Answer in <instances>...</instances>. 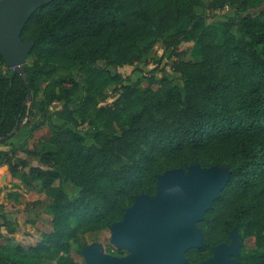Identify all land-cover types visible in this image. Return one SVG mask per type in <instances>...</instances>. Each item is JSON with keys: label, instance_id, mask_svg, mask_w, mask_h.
<instances>
[{"label": "trees", "instance_id": "trees-1", "mask_svg": "<svg viewBox=\"0 0 264 264\" xmlns=\"http://www.w3.org/2000/svg\"><path fill=\"white\" fill-rule=\"evenodd\" d=\"M234 7V17L220 24L221 41L195 12L203 0H54L33 14L21 34L23 43L34 42L25 67V81L12 69L0 71V166L12 175L17 166L11 159L18 148L10 140L23 128H30L38 116L34 95L44 74L57 68L86 72L100 61L116 73L88 89L76 111L84 120L95 114L99 130L93 145L84 144L75 131L52 125L51 136L42 146L36 166L29 167L23 183L51 200L53 231L41 234L30 246H0V264H41L56 261L73 264L66 256L70 246L67 221L79 218L88 231L109 228L122 219L139 196L154 198L159 176L166 168L187 172L191 166L207 168V159L226 166L229 182L197 223L203 238L201 248L184 253L196 264L213 256V249L229 242L234 231L249 236L264 230V173L255 178L252 170L264 165V0H224ZM257 8L258 14L249 13ZM151 37L159 38L164 49L184 40L199 49L197 62H177L171 70L179 74L178 88L163 77L155 92L130 85H116L117 97L97 106L104 88L120 78L121 66L140 63L151 48ZM45 75V76H46ZM109 91V90H108ZM63 98L69 101L68 95ZM53 118L77 123L75 113L49 112ZM156 136L149 159L163 160L161 170L136 162L117 170V152L134 150ZM107 179L110 187L95 196L98 183ZM71 183L80 192L70 200L63 185ZM0 239L2 234L0 233ZM254 264L255 259L244 260Z\"/></svg>", "mask_w": 264, "mask_h": 264}, {"label": "rangeland", "instance_id": "rangeland-1", "mask_svg": "<svg viewBox=\"0 0 264 264\" xmlns=\"http://www.w3.org/2000/svg\"><path fill=\"white\" fill-rule=\"evenodd\" d=\"M224 0H203V6L195 8V12L204 19L205 26L212 29L218 42L221 41L220 24L234 17V7ZM264 6V4H263ZM257 8H251L249 13L258 14ZM151 48L140 63L133 66H121L118 68L120 78L104 88L112 91L116 85H130L145 91H157L160 87L159 81L165 77L172 81L178 88L183 87L181 76L171 70V64L177 62H197L200 60L199 49L196 44L187 39L182 41L173 49H164L159 38L151 37ZM29 63V61H27ZM0 71L5 72L6 67L0 63ZM115 71L100 61L96 66L89 68L86 72H80L77 68H57L51 75L44 74L41 80L39 91L34 95V100L38 109L37 119L30 128H23L10 140L9 144L18 148L11 159L12 164L17 166V172L12 175L8 166H0V246L9 244L11 247L16 245H34L41 237V234H49L53 231L52 221V202L42 192H36L34 187L28 188L23 183L27 176L29 167L22 168L21 162L24 161L28 166H36L42 152V146L51 136V126L61 125L77 132L87 146L93 145L92 136L99 130L100 126L96 121L95 114H89L84 120L78 117L77 110L80 101L87 93L88 81H94L96 87L102 86L107 81V75L114 76ZM46 75V76H45ZM105 90V91H106ZM107 90V91H108ZM63 93L68 95L69 101L63 98ZM97 106L107 104L108 95L103 94ZM110 102V99H109ZM71 111L75 113L77 123H68L53 118L49 112ZM264 134V121L258 126ZM159 142L156 136L146 139L134 150H123L117 152L118 163L112 165L117 170L123 165H132L136 162H146L161 170L162 166H167L163 160L151 161L149 159L150 146ZM3 151H10V146L0 145ZM2 157L0 162L6 161ZM214 158L207 159V168L202 170L218 169L228 172L226 166L213 164ZM176 169L166 168L161 176ZM264 173V165L252 170L255 178ZM64 191L70 200H74L80 190L71 183L63 185ZM110 187V182L103 178L99 181L95 196H101ZM222 191L219 192L218 197ZM153 202V200H151ZM85 213L80 211L78 216L70 217L67 221L70 246L66 256L73 264H91L87 258L86 250L98 248L99 255L118 262L126 261L132 251L125 247H119L113 242V226L118 223H126L125 214L122 219L112 224L109 228L96 231H88L80 226L79 218ZM197 219H193L191 228H196ZM184 229L179 228L182 232ZM219 248L226 251V258L238 264H246L244 260L255 259L254 264L264 262V230L253 232L248 235L244 231H233L230 234L229 242L222 244ZM215 248L213 256L215 255ZM213 256L205 261L196 264H209ZM41 264H59L56 261H47ZM191 264V263H184Z\"/></svg>", "mask_w": 264, "mask_h": 264}, {"label": "water", "instance_id": "water-1", "mask_svg": "<svg viewBox=\"0 0 264 264\" xmlns=\"http://www.w3.org/2000/svg\"><path fill=\"white\" fill-rule=\"evenodd\" d=\"M52 1L0 0V57L25 83V67L34 42L23 43L20 37L30 17ZM158 180L156 196H139L125 212L126 223L113 226V242L130 249L132 255L118 262L99 255L95 247L86 250L91 264H184L188 262L186 251L203 246L201 231L191 228L192 221L203 219L228 184L229 172L191 166L186 173L170 171ZM219 246L209 264H238L228 260Z\"/></svg>", "mask_w": 264, "mask_h": 264}, {"label": "built area", "instance_id": "built-area-1", "mask_svg": "<svg viewBox=\"0 0 264 264\" xmlns=\"http://www.w3.org/2000/svg\"><path fill=\"white\" fill-rule=\"evenodd\" d=\"M106 94L108 95V101H106L107 104L111 103L117 97V94L116 93L113 94L112 91H107ZM109 99H110V102H109Z\"/></svg>", "mask_w": 264, "mask_h": 264}, {"label": "crops", "instance_id": "crops-1", "mask_svg": "<svg viewBox=\"0 0 264 264\" xmlns=\"http://www.w3.org/2000/svg\"><path fill=\"white\" fill-rule=\"evenodd\" d=\"M0 151H2V150L0 149ZM3 152H7V151H3Z\"/></svg>", "mask_w": 264, "mask_h": 264}]
</instances>
